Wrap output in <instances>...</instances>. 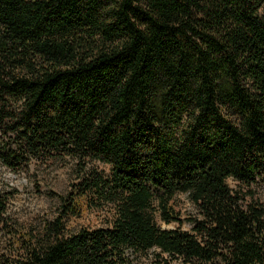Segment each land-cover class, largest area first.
<instances>
[{"label": "trees", "instance_id": "1", "mask_svg": "<svg viewBox=\"0 0 264 264\" xmlns=\"http://www.w3.org/2000/svg\"><path fill=\"white\" fill-rule=\"evenodd\" d=\"M55 163L26 229L0 181V264H264V0H0V166ZM81 199L107 226L65 229Z\"/></svg>", "mask_w": 264, "mask_h": 264}, {"label": "rangeland", "instance_id": "2", "mask_svg": "<svg viewBox=\"0 0 264 264\" xmlns=\"http://www.w3.org/2000/svg\"><path fill=\"white\" fill-rule=\"evenodd\" d=\"M102 168V167H101ZM0 181L7 192H10L7 210L10 218L21 229L35 226L38 221L49 219L55 212L56 196H64L69 192L71 183L70 171L65 163H55L48 166L32 165L25 173H12L0 166ZM228 187L236 190L237 184L230 179ZM251 196H246V202H257L264 206V187L254 186L249 189ZM83 199L78 201V214L69 217L64 222L67 231L80 228H99L107 226L110 212L107 206L98 210L90 208ZM180 223L163 224L156 218V224L161 229H180L188 231L190 225L184 219L194 213L191 204L184 195H178L173 202Z\"/></svg>", "mask_w": 264, "mask_h": 264}]
</instances>
